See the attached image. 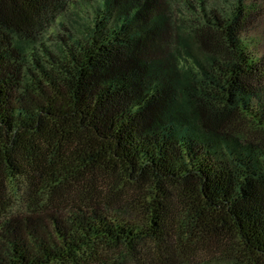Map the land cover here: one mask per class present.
<instances>
[{
	"label": "trees",
	"instance_id": "trees-1",
	"mask_svg": "<svg viewBox=\"0 0 264 264\" xmlns=\"http://www.w3.org/2000/svg\"><path fill=\"white\" fill-rule=\"evenodd\" d=\"M248 17L246 0H0V264H264Z\"/></svg>",
	"mask_w": 264,
	"mask_h": 264
},
{
	"label": "rangeland",
	"instance_id": "rangeland-1",
	"mask_svg": "<svg viewBox=\"0 0 264 264\" xmlns=\"http://www.w3.org/2000/svg\"><path fill=\"white\" fill-rule=\"evenodd\" d=\"M246 3L248 6L249 17L246 30L242 36L244 42H246L250 50L258 58L264 59V0H246ZM118 182L123 185L122 179H118ZM125 184L129 185L128 183ZM125 188L127 189V187ZM20 194L21 192H19L18 195ZM11 199L12 201L17 202V199H15L14 197H12Z\"/></svg>",
	"mask_w": 264,
	"mask_h": 264
}]
</instances>
